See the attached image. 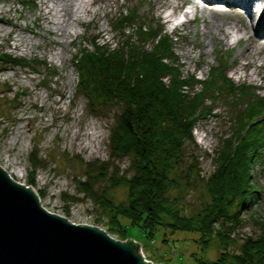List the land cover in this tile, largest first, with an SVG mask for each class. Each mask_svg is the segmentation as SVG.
Masks as SVG:
<instances>
[{
  "label": "trees",
  "instance_id": "1",
  "mask_svg": "<svg viewBox=\"0 0 264 264\" xmlns=\"http://www.w3.org/2000/svg\"><path fill=\"white\" fill-rule=\"evenodd\" d=\"M131 12L116 18L120 42L99 43L94 37L91 47L73 55L77 94L86 98L90 112L104 111L112 119L108 157L87 160L84 175L75 177L84 197L96 205L95 224L125 239L130 238L128 220L151 242L162 243L180 239L173 235L184 231L195 243L190 264H264V217L251 214L257 233L238 232L243 212L252 211V198L260 191L254 164H264V95L252 84L235 83L220 62L204 78L185 74L175 58L174 36L158 21L134 20ZM0 59L33 72H56L46 60L4 52ZM219 99L232 101L236 113L232 131L214 150L213 170L204 176L193 129ZM122 159L128 161L125 167ZM30 161L32 172L43 164L37 148ZM198 183L204 192L196 202L190 192ZM117 186L126 188L125 197L116 198ZM213 244L218 252L212 258L206 253Z\"/></svg>",
  "mask_w": 264,
  "mask_h": 264
},
{
  "label": "rangeland",
  "instance_id": "2",
  "mask_svg": "<svg viewBox=\"0 0 264 264\" xmlns=\"http://www.w3.org/2000/svg\"><path fill=\"white\" fill-rule=\"evenodd\" d=\"M177 2L180 6L174 9L168 21L165 15L173 7L159 6L158 0H102L99 4H90L99 10V17L83 12L87 20L82 23L73 21L70 27H75L77 32L65 36L46 29H53L55 23L40 16L46 10L40 0H0V52L9 53L11 57L46 60L56 71L51 76L47 69L33 72L30 66L6 63L0 59V165L14 179L32 186L49 210L76 222L95 224L96 205L84 197L75 177L84 175L83 166L87 160L108 157V128L112 119L104 111L90 112L86 98L77 94L78 73L73 55L78 48L91 47L94 37L99 43L115 45L120 42L123 35L115 21L122 14L132 11L134 20L153 21L155 24L158 21L163 25L166 33L174 36L175 58L180 61L185 74L194 72L199 78H204L211 67L220 62V65L225 64L227 75L235 83L252 84L260 95H264V41L252 44L245 53L249 43L246 28L255 29L250 20L247 22V16L229 13L224 4H217L219 11L213 14L210 9L203 13L191 10L186 0ZM186 10L187 14H184ZM222 20H229L233 26L229 36L216 27ZM129 22L133 21L125 24ZM209 26L211 32L207 30ZM100 28H104L102 34L99 33ZM17 33L22 34L21 40L17 39ZM248 61H251V66H245ZM232 106V101L217 100L211 113L198 119L193 129L204 176L214 168L212 155L220 138L232 131L230 120L236 113ZM87 129L94 131L92 147L79 144ZM16 130L19 133L11 142ZM35 148L39 150L43 164L32 172L30 155ZM5 156L10 158L9 164ZM127 162V159H122L121 167H125ZM261 165L264 164L260 161L254 164L260 191L252 198V211L248 209L242 214L244 220L238 229L241 236L258 232L259 227L251 214L256 218L264 217V166ZM16 166L23 170L24 175L16 173ZM192 188L190 193L194 201L199 202L204 192L202 185L198 183ZM113 193L116 198H123L126 188L117 186ZM69 194L83 199L68 201L66 197ZM127 223L130 238L140 242L145 256H151L155 264H190L194 260L190 252L195 249V243L185 237L184 231L173 235L181 237L175 241L162 243L158 238L151 242L140 227L128 220ZM217 252L218 247L213 244L206 255L213 258Z\"/></svg>",
  "mask_w": 264,
  "mask_h": 264
},
{
  "label": "water",
  "instance_id": "3",
  "mask_svg": "<svg viewBox=\"0 0 264 264\" xmlns=\"http://www.w3.org/2000/svg\"><path fill=\"white\" fill-rule=\"evenodd\" d=\"M0 264H154L135 238L76 222L0 165Z\"/></svg>",
  "mask_w": 264,
  "mask_h": 264
},
{
  "label": "bare ground",
  "instance_id": "4",
  "mask_svg": "<svg viewBox=\"0 0 264 264\" xmlns=\"http://www.w3.org/2000/svg\"><path fill=\"white\" fill-rule=\"evenodd\" d=\"M101 1L102 0H40V3L46 6V10L41 12L40 16L45 18V20L50 23H55V27L53 29L49 27H46V29L51 30L54 33L58 32L61 35L70 36L73 33L77 32L75 27L72 29L70 27L73 21L82 23L87 20L84 18L83 12L93 14L96 17L100 16L99 10L90 7V4H99ZM158 1L160 3L159 6L170 5L173 7V10L169 14L167 13L165 15L167 17L166 19L170 21V15L173 13L176 7L180 6V4H178L177 2L178 0ZM186 2L189 3L191 10H199L201 11V13H203L206 9H210V11L214 14L215 11H219V9H217V4H224L228 7L229 13H237L242 16L244 15L245 17L247 16V22L249 23L250 20L252 27H254L255 29L250 30L246 28L249 43L248 45H246L245 53L250 50L252 44L258 43L262 39L264 41V22L261 24V20L264 18V0H186ZM241 9H243L244 12H241ZM186 12L187 10L184 12V14H187ZM56 17H59L60 19L56 20ZM223 23L226 26H224ZM216 27L219 32H222L225 36H229L231 32L230 27L233 26L229 20H222L217 22ZM104 28H100V34H102ZM0 29L2 28L0 27ZM207 30L211 32V26H209ZM17 35V39L21 40L22 34L17 33ZM238 39L240 40V37ZM59 56L62 57V54H59ZM251 65V61H248L245 64V66ZM18 133L19 131L16 130L12 136L11 142L14 140ZM84 134L85 138L79 143L80 146L88 145L89 147H92L94 141V131L87 129ZM4 158L8 164L11 162L9 157L5 156ZM14 170L19 176L24 175L21 168L16 166Z\"/></svg>",
  "mask_w": 264,
  "mask_h": 264
},
{
  "label": "built area",
  "instance_id": "5",
  "mask_svg": "<svg viewBox=\"0 0 264 264\" xmlns=\"http://www.w3.org/2000/svg\"><path fill=\"white\" fill-rule=\"evenodd\" d=\"M146 257V256H145ZM155 264V263H154Z\"/></svg>",
  "mask_w": 264,
  "mask_h": 264
}]
</instances>
